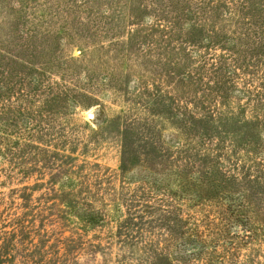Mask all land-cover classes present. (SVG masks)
<instances>
[{"label":"rangeland","instance_id":"1","mask_svg":"<svg viewBox=\"0 0 264 264\" xmlns=\"http://www.w3.org/2000/svg\"><path fill=\"white\" fill-rule=\"evenodd\" d=\"M228 1L0 0V264H264Z\"/></svg>","mask_w":264,"mask_h":264},{"label":"trees","instance_id":"2","mask_svg":"<svg viewBox=\"0 0 264 264\" xmlns=\"http://www.w3.org/2000/svg\"><path fill=\"white\" fill-rule=\"evenodd\" d=\"M173 1L175 0H171V2ZM228 2L226 5L232 8L231 13H234L233 6L236 8V5L239 12L237 19L231 18V22H234L233 30H231L232 25L231 28L229 25L226 29L220 28L218 30L215 28L212 33L221 38L231 39V41L240 44L241 47L250 49V61L248 60V62H250L249 66L252 71L249 74L253 75L252 81L255 84H252V89H246V92L250 93L249 97L251 98L247 103L252 105L253 118L264 126V0H229ZM176 3L179 5L180 14H184L186 10L187 12L195 13L197 16L203 15L205 21H210L209 13L214 8L215 0H176ZM250 7H253L250 11L253 14L246 12ZM196 18L200 21V17ZM228 21L230 22L229 18L224 20V27L228 24ZM253 47L256 48V51H254ZM214 61H217V59H214ZM236 61L238 62L240 59L233 58V62ZM256 83L260 85L258 86ZM260 160L257 158L254 161L256 163ZM260 164L264 172V160Z\"/></svg>","mask_w":264,"mask_h":264}]
</instances>
